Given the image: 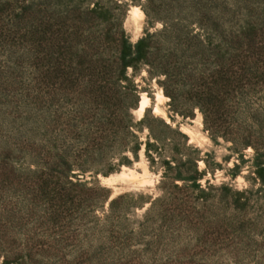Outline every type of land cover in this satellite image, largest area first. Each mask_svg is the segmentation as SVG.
Returning <instances> with one entry per match:
<instances>
[{
	"label": "rangeland",
	"instance_id": "1",
	"mask_svg": "<svg viewBox=\"0 0 264 264\" xmlns=\"http://www.w3.org/2000/svg\"><path fill=\"white\" fill-rule=\"evenodd\" d=\"M98 1L125 13L132 43L145 30L189 26L226 71L218 101L192 118L172 113L145 69L134 78V121L174 116L200 151L201 188L160 184L144 145L135 159L101 138L106 97L126 82L107 76L113 53L103 15L91 11ZM256 152L264 0H0V264H264Z\"/></svg>",
	"mask_w": 264,
	"mask_h": 264
},
{
	"label": "trees",
	"instance_id": "2",
	"mask_svg": "<svg viewBox=\"0 0 264 264\" xmlns=\"http://www.w3.org/2000/svg\"><path fill=\"white\" fill-rule=\"evenodd\" d=\"M103 15L107 24V40L112 58L107 62L109 73L115 84L125 81L124 91H117L106 98L111 102L101 120L98 131L113 138L116 148L132 153L135 159L144 145V155L149 168L161 172V182H169L178 188V183L194 189L201 188L200 180L205 170L200 171L199 150H190L189 138L179 125L150 116L147 111L139 121H134L131 110L139 101V89L134 81L136 75L145 69L149 80H156L169 98L172 113L183 118L194 117L195 109L205 114V105L219 99V93L230 81L218 60L209 54L203 41H199L189 26L167 29L144 35L132 43L123 27L124 12L116 14L112 8L102 6L98 1L91 10ZM131 69V75L128 71ZM216 95V96H214ZM214 99V100H213ZM140 103V102H139ZM147 132L142 141L140 134ZM264 153L256 152V168L264 181ZM122 163H130L125 158ZM238 166H236L237 168ZM177 199L176 195L173 196ZM112 201L111 204L114 203Z\"/></svg>",
	"mask_w": 264,
	"mask_h": 264
},
{
	"label": "bare ground",
	"instance_id": "3",
	"mask_svg": "<svg viewBox=\"0 0 264 264\" xmlns=\"http://www.w3.org/2000/svg\"><path fill=\"white\" fill-rule=\"evenodd\" d=\"M135 14L136 15H140L141 17L144 16L143 12L138 10V9H136ZM147 103H148V98L145 95H143L142 99H141V102H140V106H139L138 112L143 113L144 108H145Z\"/></svg>",
	"mask_w": 264,
	"mask_h": 264
}]
</instances>
